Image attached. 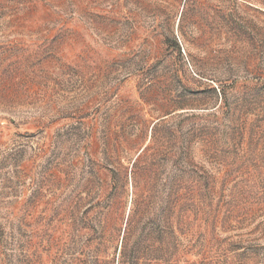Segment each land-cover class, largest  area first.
Listing matches in <instances>:
<instances>
[{"label": "rangeland", "instance_id": "rangeland-1", "mask_svg": "<svg viewBox=\"0 0 264 264\" xmlns=\"http://www.w3.org/2000/svg\"><path fill=\"white\" fill-rule=\"evenodd\" d=\"M155 123L200 136L202 264H264V0H0V264H115L145 187L156 245Z\"/></svg>", "mask_w": 264, "mask_h": 264}, {"label": "trees", "instance_id": "trees-1", "mask_svg": "<svg viewBox=\"0 0 264 264\" xmlns=\"http://www.w3.org/2000/svg\"><path fill=\"white\" fill-rule=\"evenodd\" d=\"M157 131L158 123H155L151 145L144 148L135 161L142 163L139 170L147 181L157 180L161 175L165 181L158 196L160 223L156 232V245L153 243L150 223L143 225L140 238L135 233L150 207L152 189L145 187L137 195L126 222L115 264H202L204 251L196 249L194 227L196 221H206L213 209L209 203L212 195V188L207 184L209 174L197 168L191 158V140L200 136L191 133L186 146L179 140L169 145V140L158 136ZM171 146L175 149L174 153L170 152ZM169 160L174 167L171 176L165 171ZM196 175L201 177V182L197 181Z\"/></svg>", "mask_w": 264, "mask_h": 264}]
</instances>
